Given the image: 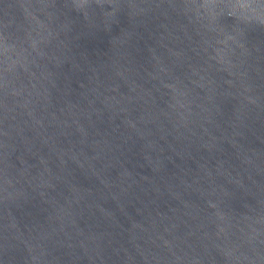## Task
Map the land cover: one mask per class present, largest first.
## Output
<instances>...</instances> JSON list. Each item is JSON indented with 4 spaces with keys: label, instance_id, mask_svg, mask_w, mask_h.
I'll list each match as a JSON object with an SVG mask.
<instances>
[{
    "label": "water",
    "instance_id": "obj_1",
    "mask_svg": "<svg viewBox=\"0 0 264 264\" xmlns=\"http://www.w3.org/2000/svg\"><path fill=\"white\" fill-rule=\"evenodd\" d=\"M0 264H264V0H0Z\"/></svg>",
    "mask_w": 264,
    "mask_h": 264
}]
</instances>
